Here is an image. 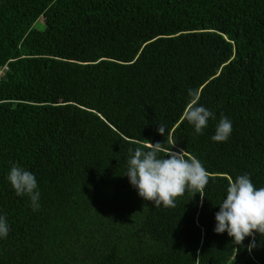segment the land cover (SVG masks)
I'll use <instances>...</instances> for the list:
<instances>
[{
  "label": "trees",
  "instance_id": "trees-1",
  "mask_svg": "<svg viewBox=\"0 0 264 264\" xmlns=\"http://www.w3.org/2000/svg\"><path fill=\"white\" fill-rule=\"evenodd\" d=\"M3 64L0 264H264L259 233L214 231L229 177L264 187V0H0ZM189 89L215 114L203 134L182 116ZM221 114L233 130L213 142ZM149 142L202 162L203 200L138 195L128 149ZM13 163L38 211L6 180Z\"/></svg>",
  "mask_w": 264,
  "mask_h": 264
},
{
  "label": "clouds",
  "instance_id": "clouds-1",
  "mask_svg": "<svg viewBox=\"0 0 264 264\" xmlns=\"http://www.w3.org/2000/svg\"><path fill=\"white\" fill-rule=\"evenodd\" d=\"M191 98L182 113L196 134H203L208 127L210 118L215 114L199 104L196 90L189 89ZM165 126L159 124L157 131L165 135ZM233 130L232 121L221 114L211 136L213 142H226ZM161 153H164L161 155ZM127 170L124 175L145 201H150L155 207H175L176 198L185 192L199 193L205 197L204 189L209 183V174L202 162L195 156H190L185 149L164 152L161 142L143 144L135 149H128L126 160ZM17 196H28L32 210L41 208L40 192L37 179L30 170L13 163L6 174ZM219 211L215 213L216 233L233 238V243L242 245L246 237H255L257 233L264 237V187L257 188L250 179V174L229 177L226 187V197L218 204ZM10 226L6 216L0 215V238H6ZM257 246L255 239L247 246L251 252Z\"/></svg>",
  "mask_w": 264,
  "mask_h": 264
},
{
  "label": "built area",
  "instance_id": "built-area-1",
  "mask_svg": "<svg viewBox=\"0 0 264 264\" xmlns=\"http://www.w3.org/2000/svg\"><path fill=\"white\" fill-rule=\"evenodd\" d=\"M5 70H6V64L1 65L0 66V77L2 76Z\"/></svg>",
  "mask_w": 264,
  "mask_h": 264
},
{
  "label": "rangeland",
  "instance_id": "rangeland-1",
  "mask_svg": "<svg viewBox=\"0 0 264 264\" xmlns=\"http://www.w3.org/2000/svg\"><path fill=\"white\" fill-rule=\"evenodd\" d=\"M35 26L40 29L43 27L42 22L39 19L35 22Z\"/></svg>",
  "mask_w": 264,
  "mask_h": 264
}]
</instances>
